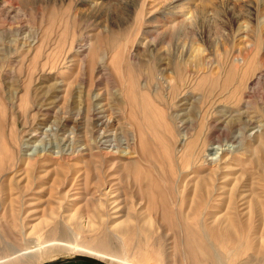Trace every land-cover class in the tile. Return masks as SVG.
<instances>
[{
	"label": "rangeland",
	"instance_id": "rangeland-1",
	"mask_svg": "<svg viewBox=\"0 0 264 264\" xmlns=\"http://www.w3.org/2000/svg\"><path fill=\"white\" fill-rule=\"evenodd\" d=\"M9 27L20 42L0 62V264H93L67 262L75 250L192 264L187 227L206 234L227 212L247 234L208 236L219 263L264 264V0H0ZM100 117L136 158L103 154ZM64 140L75 157L54 155ZM27 145L51 152L28 164ZM213 145L232 149L216 171L202 156ZM148 176L174 192L172 217L144 194ZM57 242L75 249L48 251Z\"/></svg>",
	"mask_w": 264,
	"mask_h": 264
},
{
	"label": "bare ground",
	"instance_id": "bare-ground-1",
	"mask_svg": "<svg viewBox=\"0 0 264 264\" xmlns=\"http://www.w3.org/2000/svg\"><path fill=\"white\" fill-rule=\"evenodd\" d=\"M19 35H20V31L18 29L15 30V29H12L10 27L8 28V30H5L3 32L0 31V62L1 63L2 62H7V61H10V60H13V59L15 60L16 59V56L18 57V44L20 42L19 41ZM109 123H110V120L106 119L105 117H100V122L97 125L98 128L103 132L100 135V139H99V145L101 146V149L103 150V154L106 157H120V155H123L121 157H126V159H128V160H131V159L136 158V153L133 152V151H131V150H129L130 148H129L128 145H126V146L123 147L124 150H120V147H118L117 145H114L112 141H109L108 140L107 136H105V135H108V133L105 134V131L108 128ZM237 140L238 139L236 138L234 140V142H237ZM28 141H31V140H28ZM64 141H65V148L62 149L61 151H58L57 154H54L56 156V158L58 159V158H61L63 156H67V158H73V157H75L74 154H76V153H74L71 150H69L70 144H68V140H64ZM25 146H26V144H25ZM62 146H63V144H62ZM26 149H30L32 151V153L28 154L27 153L28 152L27 150H25V149L23 150V152H24L23 154L24 155L22 154V156L28 158V164H30L33 161H37L38 158H42V157L46 156L48 153L51 152V150H48L47 148H46V150L43 149V150H41L39 152L38 149H37V147H35V146L34 147H30L29 145H27ZM231 151H232L231 147H229L227 145H216V146L213 145L210 148H208L207 154L202 155L203 158H204V163H206L209 166H211L212 167V171L219 170L220 169V166L222 164L223 159L227 155H230L231 154ZM1 154H3V153H1ZM6 156L5 155H3V156L0 155V167H1V164L3 163V161L5 160V157ZM7 158L11 159V157H9V156ZM130 164H131V162H130ZM133 173L136 176H138V178H139V176H140L139 174L135 173V171H133ZM142 174H141V176H142ZM0 175H1V173H0ZM147 181H148V184H147L148 193H145L144 192V194L146 196L149 194L148 197L150 198L151 201L153 200L151 203H153L155 201L154 200L155 199V196L161 197V199H163L164 204H165L164 210H163L164 211V214L168 218L172 217V215H173V207L172 206L174 205V204H172V200H174V194H173L174 192L173 191H168V194H166L167 193L166 192L163 195L161 193V191H159V189L157 188V186L155 184V181H153V179H152L151 176H148ZM196 186H198V185H196ZM195 192H193V193H195ZM109 195H111V194H109ZM90 199L91 198H86V201L89 202ZM156 200H157V198H156ZM244 205L245 204H243L241 206H244ZM231 209H233V208H231ZM257 210H258V206L255 207V212H257ZM231 212H232V210H231ZM157 213H158V211H157ZM227 213H226L225 216H223L220 219V220H222L221 221V225H222L221 227L222 228L209 229V231L208 230L206 231V234H205V231L200 232V231L194 229L193 227H187L186 233H185L186 234V239H187V252H188V256H189L190 261L192 262V264H220L219 261H218L217 256L213 252L212 244H210V242L208 241V238H209L208 236H211L214 239V241H217L219 243L228 244V243L234 242L239 237V236L236 235L237 232L240 234V236L241 235L244 236V235L247 234L246 228H243L241 231H238L237 230L238 229V225H237L236 217L233 214H231V213H228V214ZM129 230L130 229H126L124 232L127 234V233H129ZM57 232H59L61 234H65L66 233L65 230H63V229H61V230L59 229ZM208 232H209V234H208ZM142 243H145V242H142ZM70 244H72V243H70ZM70 244H65V243H60V242L52 243L49 246H52L53 248L49 249L48 251H51L54 248H62V247L75 249ZM141 245H143V244H141ZM144 246L145 245H143V247ZM96 248H97V250L103 251V252H107V253L111 254L112 256H114L117 253V251H116L117 248L112 243H100L99 245L96 246ZM8 249H9L8 251L11 252V253H12V251H13V253H15V251H16V250H12V248L9 247V246H8ZM73 254H75V256L91 257V258H94V259L99 260V261L104 262V263L107 262L105 260V258H103L99 254H96L94 252H91V253L90 252H88V253L87 252L79 253L78 251L75 250V252ZM33 256L34 255H32V254H29V253L27 254L26 253L25 254V257L27 259H21V262L23 264H27V263H29V260L33 258ZM116 258H118V257L116 256ZM12 264H14V263H12ZM108 264H118V262L111 260V261H108Z\"/></svg>",
	"mask_w": 264,
	"mask_h": 264
},
{
	"label": "water",
	"instance_id": "water-1",
	"mask_svg": "<svg viewBox=\"0 0 264 264\" xmlns=\"http://www.w3.org/2000/svg\"><path fill=\"white\" fill-rule=\"evenodd\" d=\"M69 261H82V262H88V263H93V264H106L104 262H101L99 260H96V259L91 258V257H86V256H76V257H73L72 259L67 260V262H69ZM57 264H59V263H57Z\"/></svg>",
	"mask_w": 264,
	"mask_h": 264
},
{
	"label": "crops",
	"instance_id": "crops-1",
	"mask_svg": "<svg viewBox=\"0 0 264 264\" xmlns=\"http://www.w3.org/2000/svg\"><path fill=\"white\" fill-rule=\"evenodd\" d=\"M69 264H81V263H69Z\"/></svg>",
	"mask_w": 264,
	"mask_h": 264
}]
</instances>
